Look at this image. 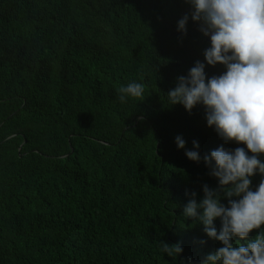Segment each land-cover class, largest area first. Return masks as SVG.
<instances>
[{
    "label": "trees",
    "instance_id": "1",
    "mask_svg": "<svg viewBox=\"0 0 264 264\" xmlns=\"http://www.w3.org/2000/svg\"><path fill=\"white\" fill-rule=\"evenodd\" d=\"M190 12L184 0H0V264H203L223 246L184 208L219 188L205 155L247 148L225 143L203 106L169 101L197 60L208 77L225 71L207 65L190 15L178 31ZM131 82L143 99L121 102Z\"/></svg>",
    "mask_w": 264,
    "mask_h": 264
},
{
    "label": "clouds",
    "instance_id": "2",
    "mask_svg": "<svg viewBox=\"0 0 264 264\" xmlns=\"http://www.w3.org/2000/svg\"><path fill=\"white\" fill-rule=\"evenodd\" d=\"M191 12L178 21V31L187 35L189 15L199 24V31L210 39L205 49L207 65L220 64L225 71L208 77L204 62L197 60L187 76L177 77L176 86L167 92L172 106L183 105L190 114L203 106L207 125L214 128L225 143L246 145L226 150L223 146L203 157L217 178L219 188L203 186L204 198L192 199L184 208V216L198 219L205 234L222 243L208 253L203 264H264V231L254 239L250 233L264 226V179L252 188L251 177L264 176V0H184ZM119 99H143L145 87L131 82L118 89ZM178 148L186 141L176 137ZM186 156L200 162V145ZM251 153V155H249ZM214 161V164H213ZM223 193V196L221 195ZM193 197L196 193L191 194ZM228 198L225 206L221 200ZM198 209H203L202 214ZM219 218V232L214 221ZM247 243L233 244V238ZM161 251L168 257L183 252L180 243L161 241Z\"/></svg>",
    "mask_w": 264,
    "mask_h": 264
}]
</instances>
